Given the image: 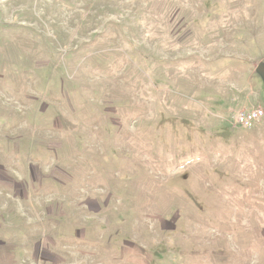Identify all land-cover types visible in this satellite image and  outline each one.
<instances>
[{"label": "rangeland", "instance_id": "1", "mask_svg": "<svg viewBox=\"0 0 264 264\" xmlns=\"http://www.w3.org/2000/svg\"><path fill=\"white\" fill-rule=\"evenodd\" d=\"M264 0H0V264H264Z\"/></svg>", "mask_w": 264, "mask_h": 264}, {"label": "built area", "instance_id": "2", "mask_svg": "<svg viewBox=\"0 0 264 264\" xmlns=\"http://www.w3.org/2000/svg\"><path fill=\"white\" fill-rule=\"evenodd\" d=\"M263 120L264 109L260 106H256L237 110L231 123L235 126L251 128L263 123Z\"/></svg>", "mask_w": 264, "mask_h": 264}, {"label": "water", "instance_id": "3", "mask_svg": "<svg viewBox=\"0 0 264 264\" xmlns=\"http://www.w3.org/2000/svg\"><path fill=\"white\" fill-rule=\"evenodd\" d=\"M256 70L258 73L262 74L263 78H264V63L261 62L257 65Z\"/></svg>", "mask_w": 264, "mask_h": 264}, {"label": "flooded vegetation", "instance_id": "4", "mask_svg": "<svg viewBox=\"0 0 264 264\" xmlns=\"http://www.w3.org/2000/svg\"><path fill=\"white\" fill-rule=\"evenodd\" d=\"M260 74V73H259ZM262 76V74H260ZM263 77V76H262Z\"/></svg>", "mask_w": 264, "mask_h": 264}]
</instances>
